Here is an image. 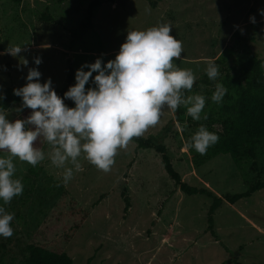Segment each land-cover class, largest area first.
<instances>
[{"label": "rangeland", "instance_id": "374dc122", "mask_svg": "<svg viewBox=\"0 0 264 264\" xmlns=\"http://www.w3.org/2000/svg\"><path fill=\"white\" fill-rule=\"evenodd\" d=\"M92 1L0 0V94L24 86L28 69L37 67L35 57L42 58L40 82L51 78L54 89H60L70 67L75 75L82 64L114 59L128 31L162 23L170 24V35L182 41L183 53L174 62L191 69L196 81L206 73L208 59L232 45L237 29L245 37L255 34L251 49L264 68V18L258 14L264 0H153L156 7L146 0H103L94 10L91 29L78 38ZM253 15L256 24L249 22ZM17 46L25 50L16 57L7 54ZM23 59L27 67L21 65ZM204 92L201 88L197 94ZM19 107L7 111L10 121L30 114V109L17 113ZM175 115L165 109L142 137L160 135L167 127L161 142L182 181L220 198L247 191L256 178L250 163L237 166L230 156L220 155L198 169L193 166L187 148L193 131ZM37 147L50 151L43 138ZM114 159L111 171L104 173L82 154L81 169L74 170L67 184L64 170L45 159L35 166L40 168L38 179L28 185L25 179L33 166L16 158V177L22 178L24 190L5 206L14 213L13 236L0 238V264H25L28 245L66 253L73 264H232V258L240 264H264V190L234 205L225 202L216 211V241L207 231L213 200L185 195L167 175L160 154L138 150L130 141ZM259 161L264 168V156ZM124 190L131 204L128 213Z\"/></svg>", "mask_w": 264, "mask_h": 264}, {"label": "clouds", "instance_id": "9594fccd", "mask_svg": "<svg viewBox=\"0 0 264 264\" xmlns=\"http://www.w3.org/2000/svg\"><path fill=\"white\" fill-rule=\"evenodd\" d=\"M258 14L264 18V8L258 9ZM249 22L256 24V17L250 16ZM171 30L170 24L162 23L128 31L115 58L82 64L75 72L74 85L62 97L51 78L40 82L42 58H34L37 67L28 69L24 86L13 89V95L21 100L16 112L30 109V114L10 121L7 110L0 108V151L8 153L0 156V238L13 236L10 222L14 213L7 212L5 206L24 190L22 178L16 177V158L33 167L50 160L52 166L64 170L63 182L67 184L74 170L81 169L78 158L82 154L99 170L110 172L118 149L156 126L165 109L175 112L183 106L193 121L202 119L206 97L187 94L196 77L191 69H182L174 62L181 58L183 46L170 35ZM23 50L17 46L6 52L16 57ZM23 60L20 64L27 67L28 60ZM205 71L210 81H218L221 73L215 57L208 59ZM227 91L216 82L211 101L222 104ZM4 98L0 94V101ZM66 100L74 106L69 107ZM203 119H207L206 114ZM41 138L50 145L47 153L37 147ZM218 141L219 136L201 124L188 147L205 155Z\"/></svg>", "mask_w": 264, "mask_h": 264}, {"label": "trees", "instance_id": "16d2710c", "mask_svg": "<svg viewBox=\"0 0 264 264\" xmlns=\"http://www.w3.org/2000/svg\"><path fill=\"white\" fill-rule=\"evenodd\" d=\"M21 1L12 0L15 4H20ZM146 1L152 7H156L155 1ZM102 2L103 0H93L90 2L86 12L85 24L80 29V36L78 35V38L91 29L94 10ZM231 42L232 45L226 47L221 55L215 59L221 73L216 82L222 83L228 90L222 104L217 105L211 101L210 98L215 90L216 82L210 81L205 73L200 80L196 81L191 90L193 94H197L198 89L203 88L205 90L203 96L206 97V106L202 111V119L200 121H193L188 115L185 118L187 111L183 106L176 110L175 118L179 122H186L193 131L192 135L203 124L210 132H214L219 136V141L211 146L205 155H200L194 149L187 146L195 168L202 167L220 155L230 156L233 163L237 166L243 163L251 164V171L255 173L256 178L249 184L247 191L237 194H227L223 198H220L208 189H199L184 183L180 174L173 167L166 147L161 142L162 134L167 131V127L163 129L160 135H151L147 138L141 136L131 140L136 144L138 150L150 149L161 155L167 175L175 181V184L185 195H205L213 200L208 211L207 231L216 240H218L214 229V214L216 211L225 202L234 205L240 200L250 198L253 194L264 190V168L259 161L260 157L264 156L263 62L251 49V44L255 42V34L245 37L241 34L240 29H237L231 37ZM72 85H74V72L70 67L66 85L63 88L55 89V91L62 97L64 92ZM13 89L15 87L8 88L2 93L5 98L0 101V108H5L8 111L13 105L21 104L20 98L13 95ZM65 103L69 107L74 106L69 100H66ZM204 114L207 115V119H203ZM39 174L40 168L32 167L25 179L26 183L32 185L31 181L34 180L35 182ZM123 198L125 203L124 210L125 213H128L131 204L125 190ZM76 229H79V226H75ZM26 252L28 257L25 259V264H73L72 259L63 252H52L35 245H28ZM231 263L240 264L234 258L231 259Z\"/></svg>", "mask_w": 264, "mask_h": 264}, {"label": "crops", "instance_id": "0c3cea01", "mask_svg": "<svg viewBox=\"0 0 264 264\" xmlns=\"http://www.w3.org/2000/svg\"><path fill=\"white\" fill-rule=\"evenodd\" d=\"M216 240V239H215ZM219 240V239H218ZM218 240H216V241H218Z\"/></svg>", "mask_w": 264, "mask_h": 264}, {"label": "water", "instance_id": "95a60500", "mask_svg": "<svg viewBox=\"0 0 264 264\" xmlns=\"http://www.w3.org/2000/svg\"><path fill=\"white\" fill-rule=\"evenodd\" d=\"M118 3H119V1H118Z\"/></svg>", "mask_w": 264, "mask_h": 264}]
</instances>
